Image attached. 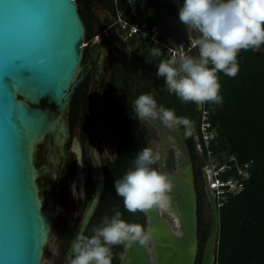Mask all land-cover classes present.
Here are the masks:
<instances>
[{
  "label": "water",
  "instance_id": "water-1",
  "mask_svg": "<svg viewBox=\"0 0 264 264\" xmlns=\"http://www.w3.org/2000/svg\"><path fill=\"white\" fill-rule=\"evenodd\" d=\"M171 1L178 7L183 4V0ZM6 22L10 36L7 43L3 39ZM161 28L165 34L174 29V36L179 39L185 37L187 29L178 16L169 13L165 14ZM83 41L84 25L75 0H0V264H40L53 210L46 204L51 198L45 199V191H39L36 183L38 170L33 153L46 134L56 133L63 125L60 115L80 79L77 74ZM41 100L53 104L58 114L39 106ZM149 120L159 133L157 169L169 174L174 183L168 213L175 217L176 229L161 211H144L145 230L152 237L150 247L136 242L125 246L121 264H193L198 248L197 195L190 154L180 128L168 129L158 120ZM170 146L176 149L171 171L164 160ZM73 148L80 162L76 140ZM137 152V148H131L129 155L134 158ZM80 169L78 163L72 182L77 211L84 197V172ZM202 176L210 225L201 264H214L219 209L205 170ZM102 186L100 175L67 256L86 227Z\"/></svg>",
  "mask_w": 264,
  "mask_h": 264
},
{
  "label": "flooded vegetation",
  "instance_id": "flooded-vegetation-1",
  "mask_svg": "<svg viewBox=\"0 0 264 264\" xmlns=\"http://www.w3.org/2000/svg\"><path fill=\"white\" fill-rule=\"evenodd\" d=\"M154 15L156 16L157 23L152 25L146 24L149 26L157 25L167 44L174 47L182 40L189 42V34L187 32H185V37L179 39L174 36L175 30L172 28L169 29L168 34L171 37L168 39L161 28L165 15L161 16V12L159 11H155ZM112 21L113 19L107 25H111ZM191 35H194V33L191 32ZM142 42V39H139L136 35L129 36L125 30L120 28L119 34L116 35L110 29L108 34L101 36L100 40L90 43L85 53V59L83 60L81 57L79 63L80 70L77 74V77H80V79L71 95L72 97L77 91L76 101L79 112L76 121L72 122L70 120V97L66 108L60 115V119L63 122L61 128L56 133L46 134L43 141L37 144L36 152L38 155L34 164L38 169L44 163H48V160L52 156L50 154L54 153L51 150L57 141H59L58 143H60L62 150V154L59 156V168L62 173L56 176L61 182L56 202L59 211L58 217H56L57 222L54 221L55 223L52 225V228L57 230V254L55 255L56 258L53 264H68V260L72 254L71 252L67 256L71 240L83 216L87 203L95 192L98 177L102 176L104 186L107 172L117 159L119 152L117 144L118 118L129 117L130 128L135 132L140 141L138 143L140 146L132 145L128 149V155L131 148H137L140 151L143 147H154L153 139L155 138V134L158 146L159 133L157 128L149 119H139L134 111V101L139 95L150 93L154 96L158 105L162 106H168L167 102L170 99H176L178 102L174 101V103H177L179 106L176 105L173 109L178 113V116H189L193 125L196 142H198L201 105L198 106L192 102L182 103L175 94L168 92L163 78L156 75V66L160 60L156 61V64H153V66H150L151 59L159 58V56H153L150 53V49L154 46L149 44L142 46ZM162 55L163 59L169 57V54L163 50ZM42 101L39 106L49 108L55 115L58 114L53 104H48L46 101L43 103ZM127 101L130 103V109L125 108V102ZM75 140L77 141L80 152V163L82 164L80 171L84 172V197L78 211L76 210V198L72 189V182L78 171L77 161L79 159L73 148ZM171 147L173 146L168 148ZM156 150L157 147L155 153ZM200 163L203 174V170H206L207 158L201 155ZM39 171L42 179H55V175L48 172L42 173V169H39ZM87 189L92 190L89 197L86 196ZM69 193L74 198L70 206H68ZM96 207L97 205L82 234H84L95 213ZM146 222L145 216V226ZM146 246L149 248L150 242ZM124 250L125 245L112 247V264H121Z\"/></svg>",
  "mask_w": 264,
  "mask_h": 264
},
{
  "label": "trees",
  "instance_id": "trees-1",
  "mask_svg": "<svg viewBox=\"0 0 264 264\" xmlns=\"http://www.w3.org/2000/svg\"><path fill=\"white\" fill-rule=\"evenodd\" d=\"M75 1L84 25L86 41L111 22L110 19L105 21L100 19L95 12L96 7L105 8L114 17L116 8H124L127 0H117L116 5L113 0ZM178 8L171 0H140L138 15L133 20L152 25L157 23L155 11L161 12V16L168 13L178 15ZM142 41V46H145L147 43ZM88 48L89 45L83 48V60ZM162 59L163 55L158 59H151L150 66ZM237 59L239 72L235 77L218 73L222 103H205L208 109V120L216 130V136L212 139L210 146L214 152L223 151L234 154L239 161L252 159L253 162L250 177L244 188L238 193L228 194L218 208L220 225L214 264H264V45H261L259 49L241 50ZM76 98L77 91L71 97L69 105V116L72 122L76 121L79 112ZM174 101L178 102L176 99H170L167 102L168 106L164 107L173 109L178 105ZM42 102L45 103V100ZM130 107V103L125 102V108L130 109ZM175 113L178 116V113ZM118 120V156L107 172L95 213L84 235L90 236L93 227L99 226L104 216L111 217L115 210L122 213V219L125 221L145 226L143 212L127 211L122 198L115 193L114 181L122 178L133 165L134 158L128 155V149L132 145L140 146L138 144L140 141L130 128L129 117H119ZM180 128L193 164L195 185L197 176L202 175L201 168L196 165L197 160L201 159V153H198L196 145L199 138L196 142L194 131L191 136L186 137L184 128ZM221 176L225 177L226 173ZM91 191L87 189V197ZM196 195L198 241L205 242L207 235H204L201 227L200 193L197 190ZM193 264H201V257L196 255Z\"/></svg>",
  "mask_w": 264,
  "mask_h": 264
},
{
  "label": "clouds",
  "instance_id": "clouds-1",
  "mask_svg": "<svg viewBox=\"0 0 264 264\" xmlns=\"http://www.w3.org/2000/svg\"><path fill=\"white\" fill-rule=\"evenodd\" d=\"M178 18L187 29L198 33L190 41L191 48L198 49V55H189L183 43L169 47L170 56L156 66L157 77L163 78L168 92L182 103L198 106L222 103L218 73L235 77L239 72L240 51L264 45V0H183ZM150 53L160 56L162 50L153 47ZM134 111L141 120H158L173 130L183 127L186 137L193 134L189 118L158 105L150 93L135 99ZM158 159L152 148L144 147L136 153L133 165L123 177L114 181L115 193L122 198L127 211L169 212L174 183L169 174L153 167ZM151 239L150 232L141 224L125 221L122 213L115 210L111 217L104 216L99 226L93 227L90 236L77 237L68 264H112L113 246L133 242L146 245Z\"/></svg>",
  "mask_w": 264,
  "mask_h": 264
},
{
  "label": "built area",
  "instance_id": "built-area-1",
  "mask_svg": "<svg viewBox=\"0 0 264 264\" xmlns=\"http://www.w3.org/2000/svg\"><path fill=\"white\" fill-rule=\"evenodd\" d=\"M138 1L127 0L124 8H116L111 25H107L101 31L93 34L88 40H84L83 47L100 40L103 34H108L112 25H117L125 30L129 36L136 35L147 44L160 48L170 56L167 49L171 46L165 42L161 30L157 25L149 26L146 23L132 20L138 13ZM113 2L115 5L117 4V0H113ZM196 37H192L189 42L182 40L176 45L183 43L185 51L189 52L191 48L190 41ZM200 115L201 118L198 127L199 142L197 147L207 158L205 171L208 176L209 186L216 199V205L219 208L226 200L228 194L238 193L244 188L246 181L250 177V169L253 161L252 159L239 161L234 154H227L223 151L214 152L210 144L216 136V130L208 120V109L205 104L201 105ZM223 173H226L225 177L221 176Z\"/></svg>",
  "mask_w": 264,
  "mask_h": 264
},
{
  "label": "rangeland",
  "instance_id": "rangeland-1",
  "mask_svg": "<svg viewBox=\"0 0 264 264\" xmlns=\"http://www.w3.org/2000/svg\"><path fill=\"white\" fill-rule=\"evenodd\" d=\"M96 11L100 15L105 14V12L102 9H100V6L96 7ZM191 32L194 33V36H198V33L195 30L189 29L190 34H191ZM188 54L193 55V56L198 55L197 49H194V48L191 49L188 52ZM58 142L59 141H57V143L55 144L54 151H53L54 153L50 154L52 156L48 160V163H46V164L44 163V165L40 166V168H39V169H42V173L48 172V173L55 175L54 180L42 179V176L40 175L39 169L34 164L38 170L36 183L38 185L39 191H45V199L47 198V196H49L51 198L48 202H46V204H50L51 208L53 210L52 225L55 223L54 221L57 222L56 217H58V211H59L57 208L56 202L58 200L61 182L57 179L56 176H58L57 174L62 173L60 168H59V161H60L59 156H60V154H62V150L60 147V143H58ZM154 145L157 147V136H156V134H155V138L153 139V146ZM155 146L152 147L154 153H155V149H156ZM36 149H37V145L34 149L33 161H35L37 159L38 153L36 152ZM197 151H198V153H201V150H199L198 148H197ZM201 155L204 156V154H202V153H201ZM175 157H176V149L174 147L168 148L164 160L166 163V168L169 171L174 169ZM196 165L198 167L201 166L200 160H197ZM153 167L157 168L156 164L153 165ZM195 188H196L197 192L200 193L201 218H202L201 227L203 229L204 235L206 236L208 234L209 225H210V207H209L208 199H207L205 189L203 186V178H202L201 174L197 176V179L195 181ZM68 199H69L68 206H70L74 200L73 195L71 193H69ZM162 215L164 217H166V219L169 221L171 226L174 229H176V224H175L173 218L171 217V215L168 212H162ZM204 244H205L204 241L203 242L198 241V248H197V254L196 255L202 257ZM56 254H57V230L53 229L51 227L50 235H49L48 240L45 243L44 252L42 254L40 264H53V262L56 258V256H55Z\"/></svg>",
  "mask_w": 264,
  "mask_h": 264
},
{
  "label": "crops",
  "instance_id": "crops-1",
  "mask_svg": "<svg viewBox=\"0 0 264 264\" xmlns=\"http://www.w3.org/2000/svg\"><path fill=\"white\" fill-rule=\"evenodd\" d=\"M100 9H102V10L105 12L104 15H100V14L95 10L96 14L98 15V17H99L100 19H102V20H104V21H105V20H108V19H111V20L113 19V16H111L105 8L100 7ZM111 31H113V32L117 35V34H119L120 27H118L117 25H112V26H111ZM185 32H187V33L189 34V35H188V36H189V40L194 36V35H191V34L189 33V29H186ZM166 35H167L168 39L171 37L170 34H166Z\"/></svg>",
  "mask_w": 264,
  "mask_h": 264
},
{
  "label": "snow or ice",
  "instance_id": "snow-or-ice-1",
  "mask_svg": "<svg viewBox=\"0 0 264 264\" xmlns=\"http://www.w3.org/2000/svg\"><path fill=\"white\" fill-rule=\"evenodd\" d=\"M3 39H4L5 43L9 42V40H10L7 22L5 23Z\"/></svg>",
  "mask_w": 264,
  "mask_h": 264
},
{
  "label": "bare ground",
  "instance_id": "bare-ground-1",
  "mask_svg": "<svg viewBox=\"0 0 264 264\" xmlns=\"http://www.w3.org/2000/svg\"><path fill=\"white\" fill-rule=\"evenodd\" d=\"M161 212H162V211H161ZM170 215H171V214H170ZM171 217L173 218L174 216L171 215ZM173 220H174V222L176 223V220H175V219H173Z\"/></svg>",
  "mask_w": 264,
  "mask_h": 264
}]
</instances>
